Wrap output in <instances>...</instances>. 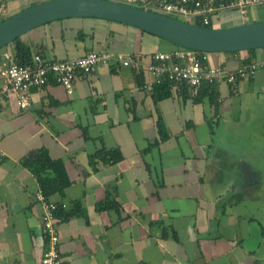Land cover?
<instances>
[{"label": "crops", "instance_id": "0c3cea01", "mask_svg": "<svg viewBox=\"0 0 264 264\" xmlns=\"http://www.w3.org/2000/svg\"><path fill=\"white\" fill-rule=\"evenodd\" d=\"M42 1L0 0V21ZM263 19L264 4L231 7L211 14L210 25ZM20 39L51 59L100 51L142 63H101L73 94L55 81L34 86L28 109L12 92L2 99L0 264H41L47 203L68 212L55 219L61 264H264L263 66L197 100L173 83L167 95L156 82L145 88L153 77L143 65L179 45L137 26L66 17ZM5 51L14 55V45ZM208 62L237 70L264 62V48L212 51ZM113 149L119 160L99 156ZM40 150L62 161L64 190L46 195L25 167Z\"/></svg>", "mask_w": 264, "mask_h": 264}, {"label": "built area", "instance_id": "2783aa9c", "mask_svg": "<svg viewBox=\"0 0 264 264\" xmlns=\"http://www.w3.org/2000/svg\"><path fill=\"white\" fill-rule=\"evenodd\" d=\"M144 9L164 13L188 22L209 25L211 14L225 8L235 7L245 13L247 8L264 4V0H117ZM203 25V26H204ZM113 59L126 66L138 68L142 63L135 55L111 52L90 51L82 56L70 59H51L39 52L34 53L33 62L21 64L10 51L0 56V73L3 86L0 89V103L9 92L17 96V104L21 109H28L32 103L31 88L41 87L51 81L64 86L68 94H73L78 79L92 74L101 63L108 64ZM264 62H253L248 67L237 70L225 69L208 62V52L176 46L172 51H156L152 61L143 65V69L153 77V81L145 83L151 89L152 83L170 81L175 87L187 84L192 92L205 83L216 84L219 81L233 83L238 77H246L254 73ZM4 153L0 149V160ZM41 199V197H40ZM47 203V202H46ZM47 211L42 217L46 236L41 264H61L59 252V234L55 228L57 208L55 203H47Z\"/></svg>", "mask_w": 264, "mask_h": 264}, {"label": "water", "instance_id": "95a60500", "mask_svg": "<svg viewBox=\"0 0 264 264\" xmlns=\"http://www.w3.org/2000/svg\"><path fill=\"white\" fill-rule=\"evenodd\" d=\"M76 16L120 21L198 51L236 52L264 48V19L218 28L117 0H45L0 21V49L39 25Z\"/></svg>", "mask_w": 264, "mask_h": 264}, {"label": "trees", "instance_id": "16d2710c", "mask_svg": "<svg viewBox=\"0 0 264 264\" xmlns=\"http://www.w3.org/2000/svg\"><path fill=\"white\" fill-rule=\"evenodd\" d=\"M198 23L200 25H204L200 20L198 21ZM204 26L211 27L212 25L209 24ZM11 44L14 45L13 56L17 62L21 64H30L33 62L34 53L31 52V49L20 39V37L14 40ZM252 50L254 49H251V51ZM170 83H171L170 81H162L157 84L155 89L156 90L166 89L168 90L166 91V95H167L169 94V89L171 86ZM233 83H229V84H233ZM179 88L184 92V95L190 94L189 91L192 92L190 87L185 83L181 84ZM204 92H210L213 96H214V92L216 93V95L218 94L215 88V84L208 83L207 81L198 88L196 93L197 95H195L194 97L198 100L200 98V95ZM101 155H103V160H107V161L119 160L121 158V154L117 149L99 152V156ZM23 163L25 164V167L27 166L28 168H30L32 172L37 176L40 186L46 195L54 191L57 192V190L62 191L70 183V180L67 176V173L65 172L66 170L64 168L62 161L52 159L46 150H40L39 152H35L29 155L28 157L23 159ZM51 173H53V175H51ZM62 210H63L62 207H57L55 213L58 215L60 212H63Z\"/></svg>", "mask_w": 264, "mask_h": 264}]
</instances>
